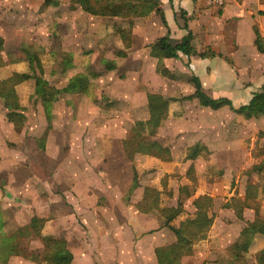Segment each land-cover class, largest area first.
<instances>
[{
	"label": "rangeland",
	"instance_id": "obj_1",
	"mask_svg": "<svg viewBox=\"0 0 264 264\" xmlns=\"http://www.w3.org/2000/svg\"><path fill=\"white\" fill-rule=\"evenodd\" d=\"M51 8V0H0L1 69L6 65L4 68L9 72L17 73L18 69L25 68L26 63L22 62L24 56L18 51L23 46L30 49L31 54L43 58L44 74L50 79L53 63L61 60V57L66 58V53L71 52L78 62L73 77L89 74L96 82L100 80L99 75L104 77L102 70L114 73L111 67L114 62L110 58L114 60L115 56L120 57L116 54V48L122 46L121 41H125L126 36L131 35L130 28L135 22L144 23L142 19H147L101 18L109 26L105 39L104 32H100V17L90 16L94 19H86L81 9L71 3L61 7L59 15L55 13L56 8ZM60 12L65 16H74L72 18L70 15L69 20H61ZM10 13L16 19H12ZM122 24L126 27L123 32H119ZM125 46L127 48L129 45ZM4 48L8 49L9 54L5 59ZM36 48H44L47 52L38 53ZM105 51L107 53L104 55ZM83 52L90 53L88 62L91 67L85 65L86 61L83 66ZM57 53H60L59 56ZM103 55L109 58L106 62L100 61ZM34 68L31 74L37 73ZM62 77V73L56 75L52 84L62 85ZM15 86L6 90L9 103L14 107L22 105L27 108L24 109V121L17 125L16 130L6 121L4 103L0 101V206L4 222L0 228V264H49L41 261L42 258L33 262L31 256L41 255L60 242H64L72 252L76 264H151V251L144 248L141 261L133 260L140 238L137 234L143 224L151 222L147 223L148 220H153L156 227L160 218L148 216L152 219L143 221L142 217H138L137 205L145 207L154 204L156 198L159 208H174L180 204L184 212L182 216L191 215V201L200 194L211 196L210 213L215 220L213 229L205 241L195 246L191 256H183L176 263L162 264H225L230 259L239 264H252L253 258L246 256L238 247V234L248 217L239 222L230 210L224 208L227 204L230 206L232 190L235 193L242 190L246 176L250 183H255L259 188L264 183L257 180L255 174H248L250 168L242 170L239 179L232 178L230 187V172L222 176L220 172L210 171L204 161L198 160L194 162V176L197 179L192 182L185 177L189 165L184 160L185 149L179 150L175 147L177 143L172 141L174 160L170 167L163 170L161 165L155 164V170H145L146 165L142 161L140 165L144 168H138L141 172L140 186L134 191L129 205L124 206L115 186L117 180L123 181V177L115 170L111 171L112 167L108 164L98 170V163L93 162L99 161L97 146H102L104 151L112 146L113 138L107 139L115 129L124 128L128 131L131 128L128 118L124 117L122 122H115L113 118L108 121L98 119V108L94 103L99 102L97 99L100 98L98 89L94 88L92 93H97L93 94L97 102L80 99V108H76L78 103L74 105L71 101L74 111H65L63 117L55 119L53 130L45 135L46 121L40 102L29 98L31 83H27L24 88ZM111 95L116 96L117 91H111ZM63 100L67 103L70 101L66 97ZM109 102L104 100L98 107L104 111V107L112 106ZM60 107L61 104L58 105V112ZM123 112L124 109H121L122 115ZM91 118L92 126L89 125ZM90 126L91 129H88ZM86 146L91 148L90 152L95 156H92V163L87 168L91 176L85 178L84 174L78 172L80 168L83 172L84 166H79L77 160L81 154L85 155ZM110 151L114 152L113 146ZM111 175L117 180H112ZM189 177L192 179L191 174ZM184 178L188 184L184 187L186 190L181 189ZM263 201L264 198H261L259 202L262 206ZM93 207L95 213L91 214ZM124 219L130 220L131 225L125 224ZM34 220H37L35 225L38 232L31 228L30 224ZM14 233L13 245H17L22 254L5 256L1 251L5 244L3 241Z\"/></svg>",
	"mask_w": 264,
	"mask_h": 264
},
{
	"label": "crops",
	"instance_id": "obj_2",
	"mask_svg": "<svg viewBox=\"0 0 264 264\" xmlns=\"http://www.w3.org/2000/svg\"><path fill=\"white\" fill-rule=\"evenodd\" d=\"M16 1L21 0H15V2ZM158 1L160 3L159 7L163 19L160 15L152 13L146 17L147 19H142L144 23L135 22L130 28L131 35L126 36L125 41H121L122 46L116 48V54L120 57L115 56L114 60L110 58V60L114 62L111 66L113 67L112 69H114V73L106 71V69L102 70L104 77H100L101 75H99L98 78H100V80L98 79L96 82L94 77L89 74L81 76L90 79L91 87L88 93L60 95L52 104L51 128L49 130H47L48 123L46 121L43 105L34 96V79L22 81L15 87L24 88L27 83H31L32 92L29 98L40 102L46 121V130H44L45 135L53 130V121H55V119L63 117L65 111L66 113L74 111L73 103L74 105L78 103L76 108H80V99H87L93 103L99 101L94 103V105L97 106L95 107L98 108V113L96 114L98 119L103 118L108 121L110 118H113L115 122H122L124 117H127L132 126L135 122H145L148 120V94H159L165 99H176L175 101L169 102L166 110V117L156 129V135L153 138V140L157 141L164 148L169 149V161L141 154L135 156L133 163L128 161L123 153L122 141L127 137L132 126L128 131L124 128H120L118 130L115 129L110 134L111 137L109 136L107 141L113 138L111 142H114L112 143L114 152L110 151L112 146H109L108 151H104L102 146H97L96 150H98L99 153H97V151L96 153L99 154V161L97 162L94 160L93 164L98 163V170L101 169L102 165L106 166L108 164L112 167L110 168L111 171L113 169V171L115 170L117 174L123 177V181H119L111 175L112 180H117V185L115 186L118 190V198L122 200L124 206L129 205L134 191L140 186L141 172L139 173L138 168L140 170L144 168L140 165L142 161L145 162V170H155V164L161 165L163 170L170 167V164L174 160L172 153L174 145L170 144L172 141L177 143L175 147L179 148V150L185 149L184 160L189 162L185 177L190 181L197 179V177H195L196 175L194 176V162L202 160L206 164V168L211 169L210 171H217L218 174L220 172L222 176L230 172V187H232V178L237 177V179H239L242 170L246 171L249 168L248 174L253 173L257 176V180H262L264 182V168L260 174H256L252 171L254 166H264V115L246 118L242 113L234 111L248 105L256 94L262 92L264 87V54L259 52L255 45L256 32L264 44V0H226L223 7L214 6L209 0ZM51 2V6L56 8L55 13L57 14L61 7H65V5L69 6L67 0H51ZM82 14L86 19H94L83 11ZM12 15L13 13H10V17ZM70 15H72L73 18V14L65 16L60 12L61 17L59 18L61 20H69ZM79 17H81V15H79ZM11 18L16 19L14 16ZM104 20L105 19L100 18V32H104L105 35L103 37L106 39L109 26H107ZM125 27L126 26L122 24L119 28V32H123ZM187 34L191 35V46L196 52V55L186 57L180 53L178 59H162L161 63L170 73V77L161 76L157 72L159 59L151 56L152 46L157 40L163 37H168L171 45L179 44ZM125 45L129 46L127 47ZM124 46L127 48H124ZM7 51L8 49L4 48V59L9 55ZM18 51L24 56L22 62L26 63L24 64L25 68L18 69L19 72L13 73L14 71L9 72L5 69L4 67H6V65H4L2 69L0 68V80H6L15 74L34 75V72L33 74L30 73L32 67H34L29 58L30 49L21 46L18 48ZM36 51L44 54L47 52L44 48H36ZM106 53L107 51L103 54L105 55ZM59 54L60 53H57V56H59ZM66 54V58L61 57V60L53 63L54 68L50 71V79L44 74L45 68L42 61L43 58L37 55L40 61L42 78L56 89L65 88L69 80L76 78L73 77L78 68L76 56L71 52H67ZM82 54L85 56L83 66L86 61L87 63L85 65L91 67L88 62L90 53L83 52ZM101 54L102 53H100V55ZM104 55L100 57L101 62H106L109 59ZM36 71V74L39 75V71ZM61 73L63 75L62 81H64V84H52V80L55 76H59ZM108 73L111 74L107 76ZM192 77L199 79L203 92L210 99L229 100L230 108L228 106H223L220 109L213 110L202 107L198 99L194 97V88L191 83ZM156 85L161 86V88H155ZM94 88L98 89L100 99H97V101L96 97H93V94L97 95V93H92ZM107 89L110 90L108 91ZM124 89L125 91H123ZM111 91H117V95L112 96ZM65 97L70 99L68 103L66 100H63ZM104 100H109L112 106L104 107V111H102L98 105L104 102ZM0 101L2 100L0 99ZM59 104H61V107L58 112ZM20 108H22L21 113L25 117L26 111L24 109L27 107L21 105ZM121 109H124L123 115ZM91 121L92 118L89 121V125H91ZM8 123L9 125L11 124L10 122ZM83 124L85 125L86 123L83 121ZM98 124H100V121ZM11 125L13 126V124ZM91 126L88 129H91ZM99 127L98 130H100ZM171 135H174L173 138H171ZM195 145H198L203 151L195 159L189 160L186 158L187 150ZM84 148L86 149L85 155L81 154L77 161L79 166H84L83 172L81 168L78 172L84 174L83 176L86 178L91 176V171L87 172V168L88 165L92 163V156L95 155L93 152H90L91 148L87 146ZM132 165L138 176V186L130 192L133 184ZM189 174L192 175V179L189 177ZM248 183H250L249 178L246 176L242 190L237 193L232 190L229 201H231L232 198L244 201L246 185ZM186 185H188L187 180L184 178L181 189L186 190V188H184L187 187ZM189 196L191 197L192 195L189 194ZM202 196H207L211 199V196L207 194L198 195L191 201L193 207L192 214L182 216V214H184V212H182L171 225L177 227L186 218H192L196 211L193 206V201ZM261 198H264V192L262 189H259L256 201L259 204V214L262 216L264 206H262V203H259ZM139 205L141 204H138L137 208ZM224 208L230 210L235 219L239 222H243L246 217H248L246 223L241 226L239 231L238 244H241L244 239H249L248 250L246 252L240 251L245 253L246 256L253 258L252 264H258L256 256L264 249V234L256 233L250 235L248 238L242 236V231L254 222L255 210L246 207L241 213V218H238L233 207L226 205ZM90 211L91 214L95 213V208L93 207ZM208 214L213 218L210 213V206L208 208ZM148 216L160 218V220H157L156 227L153 220H148L152 219ZM138 217H142L143 221L147 219V223L151 222L146 225L143 224L141 230L135 232H138L137 237L140 238L138 239L137 249L135 248L137 250L135 254L136 257L133 256V260L137 262L141 261L144 248L146 251H151V264H159L155 255V250L174 244L176 242V237L172 231L165 226V219L156 208L148 212L139 210ZM124 221H126L125 224L131 225L130 220L124 219ZM175 221L177 222L175 223ZM214 225L215 220L213 218L210 230L213 229ZM209 232L207 235H209ZM207 238L208 236H206L204 240L193 245L190 256L195 252V246L205 241ZM73 260V264H76L74 256ZM224 263L239 264L238 261H233L232 259L226 260Z\"/></svg>",
	"mask_w": 264,
	"mask_h": 264
},
{
	"label": "trees",
	"instance_id": "obj_3",
	"mask_svg": "<svg viewBox=\"0 0 264 264\" xmlns=\"http://www.w3.org/2000/svg\"><path fill=\"white\" fill-rule=\"evenodd\" d=\"M67 2L78 6L81 11L92 17L130 19L148 17L150 14L156 13L162 18V13L159 7L160 3L158 0H67ZM255 45L258 51L264 54V44L257 32ZM180 53L186 57L196 55V52L191 46L190 34L183 37L182 41L176 45H171L168 37H163L157 40L151 48V56L159 59L157 72L163 77H170V73L164 68L161 61L162 59H178ZM29 58L35 67L34 69L39 71V75L36 73H34L33 76L17 74L6 80H0V99L3 101L4 108L7 111V121L13 124L14 128L18 130L17 125H21L24 121V115L21 113L22 108L14 107L9 103V96L6 94V90L10 87H14L22 81L34 79V96L43 105L46 121L48 123L47 130H49L51 128L52 104L62 94L88 93L89 88L91 87L90 79L79 76L69 80L65 88L56 89L50 86L49 83L42 78L40 61L37 55L29 53ZM191 83L194 88V97L198 99L199 104L202 107L213 110L220 109L223 106H228L230 108L229 100L210 99L203 92L198 78L192 77ZM175 100L176 99L171 98L165 99L159 94H148V120L145 122H135L127 137L122 141L123 153L128 161L133 163L135 156L138 154L154 156L164 161L170 160L169 149L164 148L157 141L153 140V138L156 135V129L166 117V110L169 102ZM234 111L242 113L246 118L264 115V87L262 92L256 94L248 105L240 107ZM202 151L203 150L199 148L198 145H195L187 150L186 158L193 160ZM263 168V165L254 166L252 171L256 174H260ZM132 169L133 184L130 192L138 186V176L133 165ZM259 189H262L264 192V183L260 186V188L257 187V185L255 186L254 184L248 183L246 185L245 200L241 201L232 198L230 201V206L235 209L236 216L238 218H241V213L246 207H250L255 210L254 222L242 231V236L247 238L256 233L264 234V218L259 214V204L256 201ZM154 201V204L151 203L145 205V207L139 205L138 209L142 212H148L154 208L159 210L165 219V226L168 227L176 237V242L174 244L157 248L155 250L157 261L159 264L179 262L183 256L191 254L194 244L206 238L213 223V218L208 214L211 199L207 196H202L194 200L193 206L196 209L194 216L192 218H186L177 227L172 226L171 223L182 214L183 208L181 205L178 204L175 208H159L156 203V198ZM36 222L37 220H34L30 225L32 229L38 232L35 225ZM3 224L4 222L0 206V228ZM18 232H20V230H18ZM15 235L16 234L14 233L9 238L4 239L5 241L3 242L5 244L1 247L3 255L10 256L22 254V250H19L17 245H13ZM249 241V239H244L243 242L238 245L241 251L246 252L248 250ZM7 258L8 257H6V259ZM40 258H42L41 261L49 264H73V255L67 249L64 242L54 245L44 251L41 255H32L31 261L38 262ZM256 261L258 264H264V249L258 253Z\"/></svg>",
	"mask_w": 264,
	"mask_h": 264
},
{
	"label": "built area",
	"instance_id": "obj_4",
	"mask_svg": "<svg viewBox=\"0 0 264 264\" xmlns=\"http://www.w3.org/2000/svg\"><path fill=\"white\" fill-rule=\"evenodd\" d=\"M210 3L217 7H223L226 3V0H209Z\"/></svg>",
	"mask_w": 264,
	"mask_h": 264
}]
</instances>
